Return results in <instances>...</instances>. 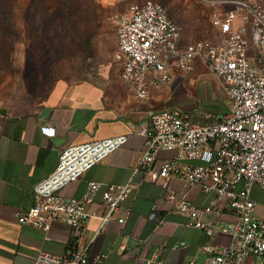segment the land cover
Returning <instances> with one entry per match:
<instances>
[{"label":"built area","instance_id":"1","mask_svg":"<svg viewBox=\"0 0 264 264\" xmlns=\"http://www.w3.org/2000/svg\"><path fill=\"white\" fill-rule=\"evenodd\" d=\"M211 23L220 39H201L179 46L181 27L157 2L131 3L116 17L117 50L114 55L119 74L138 99L170 82L169 68H192L201 60L220 82L231 101V110L210 124H197L178 109L150 110L140 130L145 148L132 175L122 184L90 181L81 198H65L59 190L78 180L88 169L104 160L126 141L119 135L64 147L55 169L33 186V204L18 212L20 224L49 229L64 222L82 234L86 221L98 216L101 226L114 218L121 203L134 187L133 175L144 173L158 182L161 197L172 204L171 211L186 216L189 226L208 237L228 234L224 246L204 244L202 262L189 264H264V219L256 217L254 186L264 193V0H216ZM53 134V128H43ZM160 151H176V157L157 159ZM197 161L198 163H193ZM179 178L188 187H199L210 197L207 205H193L170 187ZM100 191L102 215L91 212ZM155 209V206H154ZM233 211L235 220L217 223L211 213ZM154 210L150 218L155 217ZM125 217L117 218L124 223ZM105 256L89 259L87 247L73 244L63 254L39 251L33 264H104ZM148 263L165 264L160 252Z\"/></svg>","mask_w":264,"mask_h":264},{"label":"crops","instance_id":"2","mask_svg":"<svg viewBox=\"0 0 264 264\" xmlns=\"http://www.w3.org/2000/svg\"><path fill=\"white\" fill-rule=\"evenodd\" d=\"M215 31L217 39L213 42L220 39L219 31ZM187 44L180 36L178 45ZM169 71L170 82L145 99L136 98L119 74L122 84L115 87L88 81L57 84L48 99L33 109H0V264H33L39 251L61 255L77 243L87 247L89 259L104 255V264H156L148 260L157 252L165 264L200 263L205 257L202 245L230 242L228 234L216 232L208 237L204 230L189 226V219L172 212V204L161 197L158 182L142 172L133 175V190L114 218L101 226L100 218L92 216L80 235L60 221L45 230L17 220L16 214L33 204V186L55 169L64 147L128 136L122 146L59 190L65 198L78 199L90 181L122 184L129 179L145 148V138L139 132L147 122L148 111L178 109L192 122L203 125L230 112L232 104L220 80L201 60L195 59L188 71L175 65ZM43 128H53L54 133L47 134ZM176 154L160 151L156 158L170 159ZM169 185L193 205L210 201L201 188H190L179 178H172ZM252 196L257 201L256 217L264 219V193L254 186ZM89 209L99 216L104 213L100 191ZM153 210L156 215L150 218ZM121 216L126 218L122 224L117 221ZM208 217L221 224L235 220L231 210ZM255 260L251 257L246 264Z\"/></svg>","mask_w":264,"mask_h":264},{"label":"rangeland","instance_id":"3","mask_svg":"<svg viewBox=\"0 0 264 264\" xmlns=\"http://www.w3.org/2000/svg\"><path fill=\"white\" fill-rule=\"evenodd\" d=\"M146 1L167 8L185 44L217 39L207 2L216 0H6L2 8L10 6L11 17L0 18V109H33L57 84H122L114 59L116 17Z\"/></svg>","mask_w":264,"mask_h":264},{"label":"trees","instance_id":"4","mask_svg":"<svg viewBox=\"0 0 264 264\" xmlns=\"http://www.w3.org/2000/svg\"><path fill=\"white\" fill-rule=\"evenodd\" d=\"M0 3H1V8H0V18H2V19H4V20H8V19H10V17H11V13H10V6H9V8L7 7V9L6 10H4L3 8H2V5H4L5 3H6V0H0ZM138 3V2H137ZM165 7V6H164ZM166 8V7H165ZM166 10H167V8H166ZM167 13H168V10H167ZM168 15H169V13H168ZM170 17V16H169ZM5 27H7V26H5ZM5 32L7 33V35H10L11 37H12V31L11 30H9V29H5Z\"/></svg>","mask_w":264,"mask_h":264}]
</instances>
